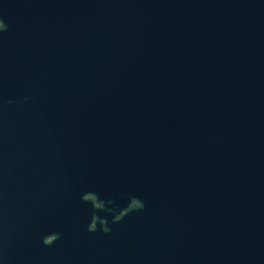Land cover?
Here are the masks:
<instances>
[{
  "label": "water",
  "instance_id": "1",
  "mask_svg": "<svg viewBox=\"0 0 264 264\" xmlns=\"http://www.w3.org/2000/svg\"><path fill=\"white\" fill-rule=\"evenodd\" d=\"M0 19V264H264V0Z\"/></svg>",
  "mask_w": 264,
  "mask_h": 264
},
{
  "label": "clouds",
  "instance_id": "2",
  "mask_svg": "<svg viewBox=\"0 0 264 264\" xmlns=\"http://www.w3.org/2000/svg\"><path fill=\"white\" fill-rule=\"evenodd\" d=\"M5 27H6V25H5L4 21L2 19H0V30H3ZM143 207H144V202L140 198H136L135 204L134 205L133 204L128 205L126 208H127V211H128L130 209H141ZM122 215L116 216V217H114V219L119 220ZM87 228H88L89 231H94L97 228V224L94 221H91V222L88 223ZM101 228L105 232L110 230L109 227L106 225L105 221L101 222ZM43 239H44L45 243H51V242H53V240L55 238L53 236H51V235H46V236H44Z\"/></svg>",
  "mask_w": 264,
  "mask_h": 264
}]
</instances>
